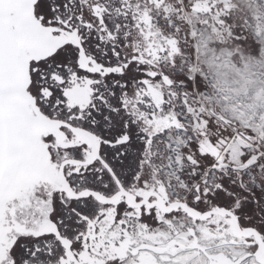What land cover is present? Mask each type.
<instances>
[{
  "label": "snow or ice",
  "instance_id": "snow-or-ice-1",
  "mask_svg": "<svg viewBox=\"0 0 264 264\" xmlns=\"http://www.w3.org/2000/svg\"><path fill=\"white\" fill-rule=\"evenodd\" d=\"M0 264H264V0H0Z\"/></svg>",
  "mask_w": 264,
  "mask_h": 264
}]
</instances>
